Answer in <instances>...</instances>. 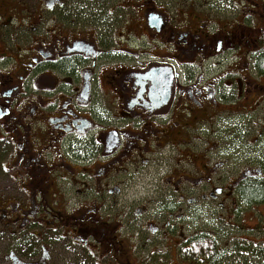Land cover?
<instances>
[{
    "label": "flooded vegetation",
    "instance_id": "1",
    "mask_svg": "<svg viewBox=\"0 0 264 264\" xmlns=\"http://www.w3.org/2000/svg\"><path fill=\"white\" fill-rule=\"evenodd\" d=\"M262 58L264 0H0V264H143L215 237L188 215L264 186L216 135L264 102Z\"/></svg>",
    "mask_w": 264,
    "mask_h": 264
},
{
    "label": "rangeland",
    "instance_id": "2",
    "mask_svg": "<svg viewBox=\"0 0 264 264\" xmlns=\"http://www.w3.org/2000/svg\"><path fill=\"white\" fill-rule=\"evenodd\" d=\"M245 111L250 112L230 114L229 122L218 130L219 134L216 135L221 144L218 152L222 153L220 157L226 156L236 164L250 159L253 165L260 163L264 166V134H257L259 125L253 126L257 120H264V102H261L256 110L253 107ZM245 121L252 123L248 122L245 127L242 125ZM248 125H252L251 128H247ZM227 142H230L231 146H228ZM4 186L5 182H0V190L4 189ZM252 206L244 202L240 210L242 213L237 211L235 215L208 211H200L192 218L188 215V227H203L217 236L215 241L217 240L219 249L221 248L217 260L206 263L185 261L175 257V250L171 248V254L165 252L163 255H151V260L143 264H264V214L260 210L264 211V204L257 205L259 209L256 211ZM154 245L155 248H161L163 242L157 239ZM162 252L163 250L159 249V253Z\"/></svg>",
    "mask_w": 264,
    "mask_h": 264
},
{
    "label": "trees",
    "instance_id": "3",
    "mask_svg": "<svg viewBox=\"0 0 264 264\" xmlns=\"http://www.w3.org/2000/svg\"><path fill=\"white\" fill-rule=\"evenodd\" d=\"M263 65L259 68V72L264 75V58L260 61ZM243 200L246 203L260 202L264 200L263 184H251L245 187ZM221 248L219 249L218 242L215 238L209 235L195 237L189 246H186L185 251L178 250L177 257L182 260L192 261L196 263L212 262L219 258Z\"/></svg>",
    "mask_w": 264,
    "mask_h": 264
}]
</instances>
